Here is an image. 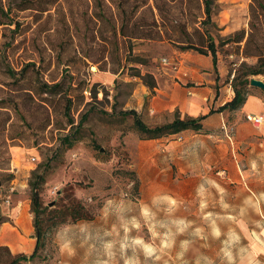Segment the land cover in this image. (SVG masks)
Here are the masks:
<instances>
[{
    "label": "rangeland",
    "instance_id": "1",
    "mask_svg": "<svg viewBox=\"0 0 264 264\" xmlns=\"http://www.w3.org/2000/svg\"><path fill=\"white\" fill-rule=\"evenodd\" d=\"M35 1L34 9H23V0H0V105H5L0 108V212L11 222L8 209L16 201L27 203L34 222L30 182L44 173L40 193L48 209L38 218L41 244L33 259L19 264H69L51 241V231L69 216L52 217L55 209L76 200L85 207V219L92 220L104 200L116 195L147 201L167 194L179 200L171 163L165 170L144 167V179L133 168L148 139L135 129L133 116L121 111L134 109L147 124L157 123L144 115L153 90L141 77L131 76L128 66L173 74L172 68L186 65L182 54L198 53L182 46L207 49L213 42L214 71L232 83L258 61L246 52L264 47V8L255 0H213L208 18L204 0H144L129 26H144L149 36L133 41L130 56L123 44L101 47L93 0ZM27 63H35V69L16 80ZM248 77L264 81V73ZM54 83L60 85L45 86ZM247 91L258 87L250 84ZM84 115L87 119L78 126ZM164 116V123L170 121ZM235 133L231 128L230 134ZM248 179L264 190V177L250 174ZM225 186L231 202L238 203V182ZM196 199V194L186 195L178 214L196 220ZM12 259L0 247V264Z\"/></svg>",
    "mask_w": 264,
    "mask_h": 264
},
{
    "label": "clouds",
    "instance_id": "2",
    "mask_svg": "<svg viewBox=\"0 0 264 264\" xmlns=\"http://www.w3.org/2000/svg\"><path fill=\"white\" fill-rule=\"evenodd\" d=\"M249 170L264 177V153ZM196 198L193 220L178 214L183 205L171 195L112 196L98 217L57 224L51 241L69 264H264V190L233 203L227 189L204 178Z\"/></svg>",
    "mask_w": 264,
    "mask_h": 264
},
{
    "label": "crops",
    "instance_id": "3",
    "mask_svg": "<svg viewBox=\"0 0 264 264\" xmlns=\"http://www.w3.org/2000/svg\"><path fill=\"white\" fill-rule=\"evenodd\" d=\"M182 57L186 65L172 68L173 74L165 69L152 71L157 86L148 98L144 115L160 124L164 123V115L171 121L175 111L181 117L205 114L203 128L145 140L140 159L133 168L144 179V167L165 170L171 163L175 168L174 191L176 188V197L181 203L186 195L196 194L204 178L214 179L224 188L237 181L238 200L250 190L262 191L259 183H248V177L251 174L249 161L264 153V134L261 126L253 125L246 115L253 113L264 117V89L258 87V91L248 94L239 109L211 113L212 108L217 109L233 98L231 81L226 82L222 74L214 71L211 55L186 53ZM231 128H236L235 134H230ZM144 145L150 148L144 150ZM14 203L8 209L12 221L0 226V245L8 246L14 254H30L37 244L33 214L27 203Z\"/></svg>",
    "mask_w": 264,
    "mask_h": 264
},
{
    "label": "trees",
    "instance_id": "4",
    "mask_svg": "<svg viewBox=\"0 0 264 264\" xmlns=\"http://www.w3.org/2000/svg\"><path fill=\"white\" fill-rule=\"evenodd\" d=\"M26 2L22 8H35L36 1L35 0H23ZM139 3H136L138 2ZM207 17L210 18L212 14V1L213 0H204ZM264 8L263 0H255ZM94 3V13L93 17L97 20L98 29V38L102 48H106L109 44L115 45L119 48L120 44H123L126 48L129 49L128 54L133 52V41L138 38H146L148 37V33L144 31V26H132L130 27V19L132 14H134L137 8L142 7L144 5V0H93ZM118 18L121 20L119 23ZM0 24H2L0 22ZM184 50L193 49L196 50L200 54L211 55L214 67L217 66V56H216V48L213 42H210V45L207 49L202 47H196L194 45H186L182 46ZM246 55H256L258 56V61L255 65L247 66L246 71L239 76H235L232 81V86L234 89V96L231 100L225 103L223 106L217 109H211L210 112L215 111H223L226 109L236 110L244 105L246 102L248 91L247 86L251 84V78L249 75H257L264 73V47L258 46L255 52H246ZM89 57V56H87ZM131 58V57H129ZM128 60V57H126ZM135 60V59H129ZM121 65V63H120ZM35 63H27L22 67L19 71V77L16 80H22L25 76V73L29 70L30 67L35 69ZM127 66V65H126ZM125 67V65H123ZM129 74L131 76H139L146 81V85L150 87L152 90L157 86L156 79L154 75L150 72L142 73L140 69L136 66L130 65L128 66ZM12 72V70H9ZM15 75V72L13 71ZM60 83H54L53 85L46 84L47 88H52L59 86ZM2 101H0V104ZM0 108H5V105H0ZM123 115H132L134 118V127L135 129L141 133L143 139H156L161 138L166 135L179 133L186 129H192L196 131H200L203 128V120L207 115H201L199 117L185 116L181 117L178 111H175L174 117L171 121L157 124V125H149L142 118L141 115L134 109L121 111ZM87 119V115L81 117L78 126H81L83 122ZM6 121V120H5ZM11 139L15 138V136H11ZM66 142H69V135H66ZM72 143H70L71 145ZM45 181L44 173L38 175L35 180L30 182L31 186V205L32 211L34 213V227L36 231L37 244L35 250L30 254L17 253L13 254L8 246L0 245V247L6 248L10 254L13 255V259L8 264H19L21 261H29L33 259L37 250L41 244L42 240V228L39 222V215L43 213L48 207L43 206L42 196L40 193L41 184ZM66 208H63L65 207ZM63 208V209H62ZM61 209H55L52 211L55 213L52 217L55 216H64L65 212L67 215L72 218L73 222L77 219H85L89 218L85 212L84 205L76 200H73L70 204L62 205ZM9 221L5 215L0 212V226L2 223Z\"/></svg>",
    "mask_w": 264,
    "mask_h": 264
},
{
    "label": "built area",
    "instance_id": "5",
    "mask_svg": "<svg viewBox=\"0 0 264 264\" xmlns=\"http://www.w3.org/2000/svg\"><path fill=\"white\" fill-rule=\"evenodd\" d=\"M164 62H167V60L164 59ZM85 92L87 93V91ZM246 119L255 126H261L264 124V117L263 115H260V114L249 113L246 115Z\"/></svg>",
    "mask_w": 264,
    "mask_h": 264
},
{
    "label": "water",
    "instance_id": "6",
    "mask_svg": "<svg viewBox=\"0 0 264 264\" xmlns=\"http://www.w3.org/2000/svg\"><path fill=\"white\" fill-rule=\"evenodd\" d=\"M251 84L255 87H259V88L264 89V81L261 79L252 78Z\"/></svg>",
    "mask_w": 264,
    "mask_h": 264
}]
</instances>
